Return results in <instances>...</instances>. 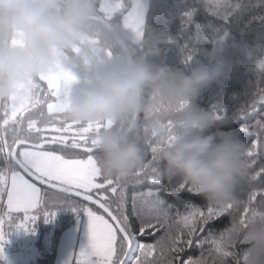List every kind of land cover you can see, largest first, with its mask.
<instances>
[{
    "label": "snow or ice",
    "instance_id": "1",
    "mask_svg": "<svg viewBox=\"0 0 264 264\" xmlns=\"http://www.w3.org/2000/svg\"><path fill=\"white\" fill-rule=\"evenodd\" d=\"M96 19L111 42L91 40L99 47L76 64L79 49H74L66 56L68 67L31 82L24 107L0 104V259L11 232L31 231L41 217L47 223L56 208L67 205L87 218L89 247L74 264H241L244 249L227 242L234 226L264 219V0H104ZM256 27L253 44L248 36ZM149 34L164 45L158 63L170 70H175L170 58L188 70L201 63L198 54L222 70L218 88L206 89L197 105L213 117L216 133L250 140L244 143L235 199L225 206H212L167 174L150 136L144 138V162L137 172L124 181L105 178L95 137L112 122L77 124L61 118V97L76 79L74 69H87L93 59L111 58L128 46L143 51ZM203 42L212 45L211 51ZM233 83L242 89L234 90ZM164 107L156 104L142 119H158ZM166 123L171 131V117ZM242 193H247L244 201L238 199ZM191 249L199 255H191Z\"/></svg>",
    "mask_w": 264,
    "mask_h": 264
},
{
    "label": "clouds",
    "instance_id": "2",
    "mask_svg": "<svg viewBox=\"0 0 264 264\" xmlns=\"http://www.w3.org/2000/svg\"><path fill=\"white\" fill-rule=\"evenodd\" d=\"M104 0H0V104L18 107L30 98L37 78L68 67L66 56L79 49L73 64L93 56L112 36L96 19ZM143 54L128 46L111 58L101 55L87 69H74L76 79L63 92L61 118L77 124L112 122L96 137L97 164L105 178L124 181L143 165L145 137H152L165 172L178 177L209 204L234 201L241 180L244 143L218 134L213 117L197 105L200 95L221 79L218 62L196 63L188 71L151 63L159 43L146 35ZM134 58V59H133ZM172 108V130L166 120L146 119L152 102ZM184 105L180 111H175ZM131 118V119H129ZM127 125L121 131V125ZM174 136V139L170 137ZM230 245H246L241 264H264V219L236 224Z\"/></svg>",
    "mask_w": 264,
    "mask_h": 264
},
{
    "label": "trees",
    "instance_id": "3",
    "mask_svg": "<svg viewBox=\"0 0 264 264\" xmlns=\"http://www.w3.org/2000/svg\"><path fill=\"white\" fill-rule=\"evenodd\" d=\"M169 2H171V0H169ZM255 2V0H254ZM158 23V21L156 22ZM178 23V20H174L171 23V27L170 30L175 29L176 24ZM190 32H194L195 31V26L191 25L189 28ZM260 31L259 27L253 28L248 36L249 42L255 44L257 43V39H256V34ZM202 46L205 49H208L209 51H211L212 49V45L208 42H203ZM159 47L163 48L164 45L161 44L159 45ZM120 51V50H119ZM118 51V52H119ZM143 54V51H137V57L141 56ZM198 58L201 60L202 63H207V61L205 60V58L199 56L198 54ZM134 59V58H133ZM151 63L155 64V65H161L158 63V56L157 57H153L152 60L150 61ZM258 63V59H254L252 61L251 66L253 68L256 67ZM169 66L173 67L175 69H182L183 65L182 63H180L179 60H175L170 58L169 60ZM189 70V69H188ZM188 70H184V71H188ZM259 75V74H257ZM257 77L254 76L253 79H256ZM243 87V85L240 84H236L233 83V89L236 91L241 90ZM210 88L212 89H216L218 88V85L216 83H214ZM158 103H162L165 107H164V111H162L160 113L159 118L163 119L165 117H167V119L169 117H171V121L173 119L172 117V108L171 105H169V103L164 100L163 98H157L155 101L152 102V105L149 109V112L153 109V107L158 104ZM198 103V101L196 102ZM206 103V102H205ZM181 106V105H180ZM180 106L178 108L175 109V111H180ZM203 106V104L201 105ZM148 112V113H149ZM142 117H145L144 114H141V117L138 120V127H140L141 125H143L145 119H142ZM131 119V118H129ZM167 121V120H166ZM121 131H126L127 130V125H121L119 126ZM222 130H227L222 129ZM143 143V141H142ZM243 143L247 144L250 143V140L245 139L243 141ZM134 194V189L130 186L128 188V196L129 199L131 198V196ZM238 199L241 201H244L247 199V193H242L238 195ZM257 204H259V198L257 199ZM55 216L53 219H51L49 222H45L43 217H41L33 226L31 231H28L30 234L32 233L34 239H35V250L37 251V254L35 256V260L33 261L34 264H54V258H55V250H56V244L58 243V239L59 236L61 234V231L66 228L71 222H73L75 219L82 217V214H76L72 211V208L65 205V206H61L55 209ZM23 232V230L21 231H13L11 232L8 237H15L16 234ZM48 232H50V237L48 238V240L46 241L45 239L48 237ZM245 247H247L246 245H237V250H241V249H245ZM189 253L193 256H198L199 255V250L197 249H191L189 250ZM4 259H0V264H3ZM74 264V263H73Z\"/></svg>",
    "mask_w": 264,
    "mask_h": 264
},
{
    "label": "rangeland",
    "instance_id": "4",
    "mask_svg": "<svg viewBox=\"0 0 264 264\" xmlns=\"http://www.w3.org/2000/svg\"><path fill=\"white\" fill-rule=\"evenodd\" d=\"M107 57V56H106ZM30 98L25 100L15 109L24 107ZM48 232V237H50ZM7 243L4 244L3 259L4 264H34L37 251L35 250V239L29 232H20L15 237H7ZM15 241L18 246L17 253L10 250V242ZM89 247L87 218L82 217L75 219L61 234L56 244L54 264H73L76 256L81 250H87Z\"/></svg>",
    "mask_w": 264,
    "mask_h": 264
},
{
    "label": "built area",
    "instance_id": "5",
    "mask_svg": "<svg viewBox=\"0 0 264 264\" xmlns=\"http://www.w3.org/2000/svg\"><path fill=\"white\" fill-rule=\"evenodd\" d=\"M10 250L14 253H17V250H18V246H17V243L16 242H13L10 244Z\"/></svg>",
    "mask_w": 264,
    "mask_h": 264
}]
</instances>
